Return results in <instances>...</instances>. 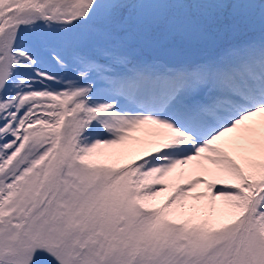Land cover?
<instances>
[{
	"label": "snow or ice",
	"instance_id": "obj_1",
	"mask_svg": "<svg viewBox=\"0 0 264 264\" xmlns=\"http://www.w3.org/2000/svg\"><path fill=\"white\" fill-rule=\"evenodd\" d=\"M0 264H264V0H0Z\"/></svg>",
	"mask_w": 264,
	"mask_h": 264
}]
</instances>
